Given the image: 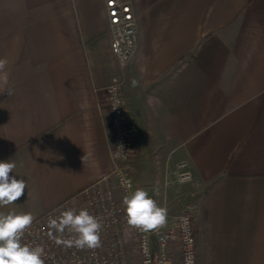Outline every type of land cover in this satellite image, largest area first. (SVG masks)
<instances>
[{"label":"crops","instance_id":"0c3cea01","mask_svg":"<svg viewBox=\"0 0 264 264\" xmlns=\"http://www.w3.org/2000/svg\"><path fill=\"white\" fill-rule=\"evenodd\" d=\"M122 1L138 24L123 72L105 0H0V161L27 182L0 214L35 219L111 174L105 88L120 75L135 188L186 211L187 162L198 263L264 264V0Z\"/></svg>","mask_w":264,"mask_h":264},{"label":"built area","instance_id":"2783aa9c","mask_svg":"<svg viewBox=\"0 0 264 264\" xmlns=\"http://www.w3.org/2000/svg\"><path fill=\"white\" fill-rule=\"evenodd\" d=\"M111 33V49L123 72L138 47V24L129 2L105 0ZM114 89V91H112ZM112 128L110 158L113 170L109 176L91 185L70 200L33 219L22 237V243L42 246L45 264H174L175 247L180 253L179 264H199L197 233L194 216L189 211L171 215L162 227L143 232L127 224L122 198L135 190L133 178L125 168L140 148L138 128L129 115L123 97V80L112 77L105 88ZM182 182L192 180L187 162L179 164ZM131 183V188L124 185ZM87 209L102 222L101 246L96 249H78L57 240L72 239L67 229L57 232L50 226L63 211ZM133 258L130 256L131 249Z\"/></svg>","mask_w":264,"mask_h":264},{"label":"clouds","instance_id":"9594fccd","mask_svg":"<svg viewBox=\"0 0 264 264\" xmlns=\"http://www.w3.org/2000/svg\"><path fill=\"white\" fill-rule=\"evenodd\" d=\"M6 63V60L0 59V72ZM3 84H7L6 74L0 75V85ZM135 84L133 81V86ZM15 167L14 162L0 161V206L15 203L25 194L27 182L10 175ZM123 183L131 188L129 181ZM122 205L127 224L140 231L156 230L167 221V208L159 206L143 188L128 191L122 198ZM32 222L31 213L0 214V264H45V249L42 246L22 243L23 234ZM49 223L59 233L67 229L73 234L72 239L57 240V243L78 249H96L101 246L102 222L87 209L63 211L58 219H51Z\"/></svg>","mask_w":264,"mask_h":264},{"label":"rangeland","instance_id":"374dc122","mask_svg":"<svg viewBox=\"0 0 264 264\" xmlns=\"http://www.w3.org/2000/svg\"><path fill=\"white\" fill-rule=\"evenodd\" d=\"M177 182H178V184H180V186H181V189L183 190V192H184V210H186V211H189V212H191L192 214H195V212H196V210H197V203H195V201H193L192 199H191V186L193 185L192 183H193V181L191 180V181H189V182H182V181H180V178H179V171H178V175H177ZM131 249V257L133 258V253L132 252H134L133 251V248L131 247L130 248Z\"/></svg>","mask_w":264,"mask_h":264},{"label":"trees","instance_id":"16d2710c","mask_svg":"<svg viewBox=\"0 0 264 264\" xmlns=\"http://www.w3.org/2000/svg\"><path fill=\"white\" fill-rule=\"evenodd\" d=\"M3 95H4V94H2V95L0 96V99L3 97Z\"/></svg>","mask_w":264,"mask_h":264}]
</instances>
